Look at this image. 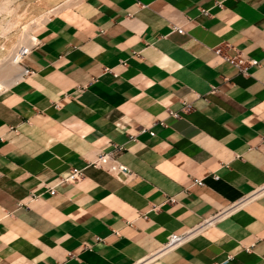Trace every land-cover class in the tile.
<instances>
[{"label":"crops","instance_id":"1","mask_svg":"<svg viewBox=\"0 0 264 264\" xmlns=\"http://www.w3.org/2000/svg\"><path fill=\"white\" fill-rule=\"evenodd\" d=\"M27 52L0 91V264H133L264 183V0H79ZM114 145L129 181L88 165ZM147 264H264V195Z\"/></svg>","mask_w":264,"mask_h":264},{"label":"built area","instance_id":"2","mask_svg":"<svg viewBox=\"0 0 264 264\" xmlns=\"http://www.w3.org/2000/svg\"><path fill=\"white\" fill-rule=\"evenodd\" d=\"M173 29L181 33L184 32V29L181 26L173 25ZM213 51L216 55L222 57L225 61L234 65L238 69V71L241 72L242 74H246L250 66H255L258 64V60L254 58H246L241 54H236V55L225 54L220 47L213 48ZM27 53H25V55ZM24 73H26V70L23 68L22 77ZM190 109H191V102L188 100H183L181 104V108L179 110L167 109V111L169 116L173 118H179L182 113H186ZM159 124L165 125L163 121H159ZM144 132H148L152 136L155 134L153 130H147V128H142L141 130H139L138 133H144ZM136 135L137 134L130 135L129 140L135 141ZM123 150H124V146L114 145V147L109 151L99 152L97 157L93 161L89 162L88 165L101 168L107 171L108 173L115 176L121 182L129 181L136 176V173L131 168H129L128 165H126L125 163L119 160L118 156ZM82 176H83V170L73 168L70 174L67 177H65L63 181L71 182V183L76 182L80 180ZM194 181L197 182L198 184H203L202 180H194ZM47 190L50 194L55 193L54 187L48 186ZM262 195H264V183L261 186L252 190L251 192L242 195L237 200L229 203L225 207L217 210L215 213L211 214L210 216L203 218L197 224L187 228L183 232L169 234L167 240L161 246H159L156 250L151 252L142 260L134 262L133 264H147L152 260L160 258L164 254L175 250L176 248L189 242L194 237L201 234L203 231L214 226L220 220L230 216L237 210L241 209L250 201ZM33 197L38 198L37 195H34Z\"/></svg>","mask_w":264,"mask_h":264},{"label":"rangeland","instance_id":"3","mask_svg":"<svg viewBox=\"0 0 264 264\" xmlns=\"http://www.w3.org/2000/svg\"><path fill=\"white\" fill-rule=\"evenodd\" d=\"M68 1L70 3L68 2L59 10L78 2V0ZM63 2H66V0H0V67L8 62V57L11 55L9 53H11L12 49L17 45L16 43H18V40L20 42L25 38L27 30L23 27H25L26 24L33 22L31 24L32 30H29V32L31 37H34L35 30L40 26H36L33 20L45 14L50 9L63 4ZM58 11L54 13H57ZM54 13H51V15ZM9 23L12 24L8 25ZM7 29L9 30L8 32H6ZM20 65L22 66V61L20 62ZM9 73L7 78H13L16 72L12 71L10 74Z\"/></svg>","mask_w":264,"mask_h":264},{"label":"bare ground","instance_id":"4","mask_svg":"<svg viewBox=\"0 0 264 264\" xmlns=\"http://www.w3.org/2000/svg\"><path fill=\"white\" fill-rule=\"evenodd\" d=\"M70 1H77V0H70ZM68 2L69 1L66 0V2H63V4H60L59 6H56L55 8L50 9L49 11H47L45 14L37 17L35 20H33L35 25L36 26H40L43 23H45V21L49 18L51 13H54V12L58 11L61 7L65 6ZM32 23L33 22H31L30 24L28 23V24L25 25V27H23V28H25L27 30V34H26L24 39L22 38L23 40H21L20 42L18 40V43H16L17 45L14 47V49H12L11 53H9L11 55H9L10 57H8V62L9 61L10 62L9 63L6 62L5 65H1V67H0V91H2L4 89H6L7 87L11 86L14 82L18 81L19 78H22L23 67L20 65V62H21L22 56L25 53H27V51L29 50V47L34 42V37H31L30 32H29V30H32V27H31ZM10 24H12V23H9L8 25H10ZM8 31L9 30L7 29L6 32H8ZM9 58H10V60H9ZM10 70H11V72L12 71L16 72L15 76L13 78H7L8 77L7 75L10 72Z\"/></svg>","mask_w":264,"mask_h":264}]
</instances>
